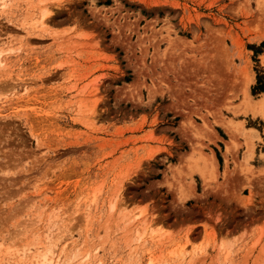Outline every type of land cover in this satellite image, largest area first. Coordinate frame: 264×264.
Here are the masks:
<instances>
[{
	"label": "rangeland",
	"instance_id": "rangeland-1",
	"mask_svg": "<svg viewBox=\"0 0 264 264\" xmlns=\"http://www.w3.org/2000/svg\"><path fill=\"white\" fill-rule=\"evenodd\" d=\"M263 89L264 0H0V264H264Z\"/></svg>",
	"mask_w": 264,
	"mask_h": 264
},
{
	"label": "bare ground",
	"instance_id": "bare-ground-1",
	"mask_svg": "<svg viewBox=\"0 0 264 264\" xmlns=\"http://www.w3.org/2000/svg\"><path fill=\"white\" fill-rule=\"evenodd\" d=\"M48 17H49V11H43L39 19V24H44L47 21L46 19H48ZM251 109L254 110L253 114L257 113L264 117V93L262 94L261 98L257 102L251 105Z\"/></svg>",
	"mask_w": 264,
	"mask_h": 264
},
{
	"label": "trees",
	"instance_id": "trees-1",
	"mask_svg": "<svg viewBox=\"0 0 264 264\" xmlns=\"http://www.w3.org/2000/svg\"><path fill=\"white\" fill-rule=\"evenodd\" d=\"M264 90V89H263Z\"/></svg>",
	"mask_w": 264,
	"mask_h": 264
}]
</instances>
